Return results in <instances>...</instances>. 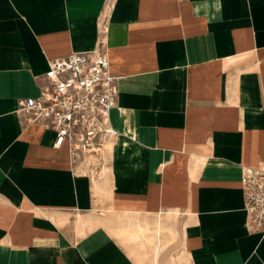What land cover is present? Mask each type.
<instances>
[{
  "label": "crops",
  "instance_id": "obj_1",
  "mask_svg": "<svg viewBox=\"0 0 264 264\" xmlns=\"http://www.w3.org/2000/svg\"><path fill=\"white\" fill-rule=\"evenodd\" d=\"M101 42L116 135L75 162L19 100ZM262 161L264 0H0V264H264Z\"/></svg>",
  "mask_w": 264,
  "mask_h": 264
},
{
  "label": "built area",
  "instance_id": "obj_2",
  "mask_svg": "<svg viewBox=\"0 0 264 264\" xmlns=\"http://www.w3.org/2000/svg\"><path fill=\"white\" fill-rule=\"evenodd\" d=\"M45 78L39 96L19 100L24 121L52 130L54 145H66L75 162L101 155L116 135L111 109L119 97L105 42L52 59ZM241 182L247 227L264 233V161L243 166Z\"/></svg>",
  "mask_w": 264,
  "mask_h": 264
},
{
  "label": "rangeland",
  "instance_id": "obj_3",
  "mask_svg": "<svg viewBox=\"0 0 264 264\" xmlns=\"http://www.w3.org/2000/svg\"><path fill=\"white\" fill-rule=\"evenodd\" d=\"M150 231H151V232H154L155 234H156V232H157L156 228H152ZM153 245L155 246V244H153Z\"/></svg>",
  "mask_w": 264,
  "mask_h": 264
}]
</instances>
